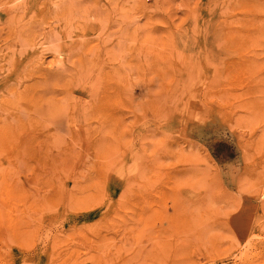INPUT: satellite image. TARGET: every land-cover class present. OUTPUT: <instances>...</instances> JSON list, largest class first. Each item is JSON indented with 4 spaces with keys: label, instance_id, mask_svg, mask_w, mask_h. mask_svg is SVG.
<instances>
[{
    "label": "rangeland",
    "instance_id": "obj_1",
    "mask_svg": "<svg viewBox=\"0 0 264 264\" xmlns=\"http://www.w3.org/2000/svg\"><path fill=\"white\" fill-rule=\"evenodd\" d=\"M0 264H264V0H0Z\"/></svg>",
    "mask_w": 264,
    "mask_h": 264
}]
</instances>
